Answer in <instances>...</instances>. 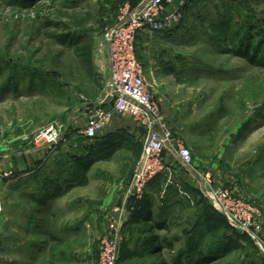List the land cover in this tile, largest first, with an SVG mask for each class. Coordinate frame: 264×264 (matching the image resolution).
<instances>
[{
  "label": "rangeland",
  "instance_id": "obj_1",
  "mask_svg": "<svg viewBox=\"0 0 264 264\" xmlns=\"http://www.w3.org/2000/svg\"><path fill=\"white\" fill-rule=\"evenodd\" d=\"M141 1L0 0V264H101L102 240L115 232V264H264V0H189L169 29L138 37L147 90L171 141L167 170L130 197L116 231L94 196H122L136 146L46 202L101 152L102 134L78 131L109 77L105 31ZM178 3L166 0V9ZM67 33L80 38L60 40ZM50 124L61 126L57 143L37 139ZM176 144L190 149L193 164L206 161V187ZM98 174L110 175L109 185ZM213 186L253 208L248 233L214 209ZM142 203L151 218L133 221Z\"/></svg>",
  "mask_w": 264,
  "mask_h": 264
},
{
  "label": "built area",
  "instance_id": "obj_2",
  "mask_svg": "<svg viewBox=\"0 0 264 264\" xmlns=\"http://www.w3.org/2000/svg\"><path fill=\"white\" fill-rule=\"evenodd\" d=\"M189 0H179L171 11L166 9V0H143L137 5L121 10L118 21L107 27L104 37L108 50L109 77L102 98L88 113L86 124L78 133L87 139H94L105 129L115 116H127L143 129L141 154L129 186L134 198L142 195L148 183L167 170L163 152L171 141V133L162 123L159 108L147 90L143 69L138 61L136 45L144 33H157L177 23ZM61 126L50 124L38 140L57 143ZM175 153L184 166H192L193 157L188 147L176 144ZM207 197L233 227L248 233L252 228L253 208L236 199L227 189L213 186ZM126 212L120 209L118 220L109 224L115 230L121 225ZM119 224V225H118ZM105 250L101 264H115L119 237L111 233L102 240Z\"/></svg>",
  "mask_w": 264,
  "mask_h": 264
},
{
  "label": "crops",
  "instance_id": "obj_3",
  "mask_svg": "<svg viewBox=\"0 0 264 264\" xmlns=\"http://www.w3.org/2000/svg\"><path fill=\"white\" fill-rule=\"evenodd\" d=\"M99 134H102L103 137H104L102 139V142L103 141H106V142H105V144H102V146H100L101 147V152L98 151V153L100 152V154L97 155V158L91 160L90 163L88 161V163H89L88 170L91 167H93V166L94 167L96 166L99 171H100V169L103 170V168L98 167V166H100L99 164L103 160H108V159L102 158V156L105 155V154H108L110 150H113V152L111 153L110 158H114L118 154L121 155V156H124V153L128 152L127 149L128 148L131 149L134 146H136L137 153L141 154V147H142L144 132H143V129H141L129 117L115 116L114 119L110 122V124L105 129L101 130L98 133V135ZM130 164L131 163L129 162V160H125L124 163H122L123 167L124 166L130 167ZM80 166H79V172L76 175H74V177H71L69 179H65L63 181V184L61 185V187L59 186L58 189L53 190V192L50 191L48 193V195H46V202L50 201L48 203L56 204V202H58L57 198H59L58 200H61V198H63L69 192L72 191L71 189H73V187L83 186V185H78L77 184L79 182V180H80V173H81ZM190 168H191V170H189V174L193 177V179L195 181H197V184L199 186L203 185V186L206 187V161L203 162L202 166H199L198 164L196 165V163H195ZM88 170L86 171V174H85L86 183H87V178H88V175H87ZM70 179H73L72 184L74 186H72L71 188L67 189L68 182H71V181H68ZM96 179H97V182H101V183H103L105 185H109V183L112 180L111 176L108 175V174H103L101 176H99V174H98ZM129 180H127L125 186H123V191L124 192L122 193V196H117L115 198L112 193L109 194V195L107 194L106 196H105V194H102V195H99V196L98 195L94 196V197H96L95 199L97 201H99V203H100V204H98V207H97L98 209L96 208L97 210H99L98 211L99 213H104V214H108V215L111 214V217L114 214V219L117 220L118 218H116V217H118L120 209H123L124 211H126L125 209H126L128 203H129V199L132 196V193H131V190H130V186H129ZM68 202H69V204H71L70 201H68ZM82 203L86 204L87 202H86V200H82ZM89 204H92V202H90ZM99 207H101V209H99ZM127 213L128 212L126 211V214ZM131 217H132V220H133V217H134L133 213H132Z\"/></svg>",
  "mask_w": 264,
  "mask_h": 264
},
{
  "label": "trees",
  "instance_id": "obj_4",
  "mask_svg": "<svg viewBox=\"0 0 264 264\" xmlns=\"http://www.w3.org/2000/svg\"><path fill=\"white\" fill-rule=\"evenodd\" d=\"M88 21V18H84V19H79L77 21H73L74 25H76V27H81L83 26L84 24H86ZM75 35V34H74ZM60 40H63V41H68V40H73L74 38H76L77 40L80 38L79 36H75L73 37V33H67L66 35H62L61 37H59ZM106 141H103L102 144H105ZM113 152V150H110L108 154H105L102 156V158L104 159H109L110 156H111V153ZM89 168V163L88 162H85L83 163L81 166H80V169H81V173H80V180L79 182L77 183L78 185H85L86 184V171L88 170ZM68 181H71V182H68L67 184V189L71 188L72 186H74L72 184V181L73 179H70ZM56 192V191H55ZM133 220L134 221H142V220H150V211H149V207H148V204L146 203H142L140 208L139 209H135L133 211ZM156 237H152V241H154Z\"/></svg>",
  "mask_w": 264,
  "mask_h": 264
}]
</instances>
